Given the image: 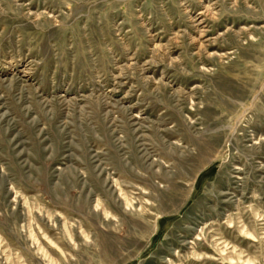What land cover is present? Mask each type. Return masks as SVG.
Returning <instances> with one entry per match:
<instances>
[{"label":"rangeland","instance_id":"obj_1","mask_svg":"<svg viewBox=\"0 0 264 264\" xmlns=\"http://www.w3.org/2000/svg\"><path fill=\"white\" fill-rule=\"evenodd\" d=\"M0 264H264V0H0Z\"/></svg>","mask_w":264,"mask_h":264}]
</instances>
